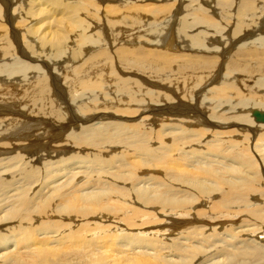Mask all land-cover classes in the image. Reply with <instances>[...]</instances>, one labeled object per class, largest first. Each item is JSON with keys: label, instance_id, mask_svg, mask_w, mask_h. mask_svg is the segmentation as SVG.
<instances>
[{"label": "bare ground", "instance_id": "obj_1", "mask_svg": "<svg viewBox=\"0 0 264 264\" xmlns=\"http://www.w3.org/2000/svg\"><path fill=\"white\" fill-rule=\"evenodd\" d=\"M102 1L0 0V264H264V0Z\"/></svg>", "mask_w": 264, "mask_h": 264}, {"label": "rangeland", "instance_id": "obj_2", "mask_svg": "<svg viewBox=\"0 0 264 264\" xmlns=\"http://www.w3.org/2000/svg\"><path fill=\"white\" fill-rule=\"evenodd\" d=\"M138 1H140V0H111V2H110V0H105V1H102L101 3L102 4H104V5H106V4H112V6H114L115 4H118L119 6H123V5H125L124 3H126V4H129V2L130 3H139V4H142V3H147L148 2V4H150V6H153V5H155V6H157V5H165L166 3H178L177 5L179 6H182L183 8H182V10H180V12H179V15H177L179 18H180V20H181V18H183L184 16H185V14H186V12H187V7L189 6V5H193V6H198V5H200V6H202V4L200 3V4H198L196 1L194 2V4H192V2H191V0H173L172 2H171V0L169 1V0H144V1H140V2H138ZM180 1V2H179ZM203 1V0H202ZM205 1V0H204ZM232 2H233V0H231ZM238 2L239 1H244V0H237ZM124 2V3H123ZM206 3H209L211 6V8H213L214 10H215V6H216V8H217V3H218V0H208V2L207 1H205ZM122 3V4H121ZM183 3V4H182ZM253 3H255V1L253 0ZM264 3V2H263ZM16 7V6H15ZM184 7H186L185 9H184ZM254 7V6H253ZM190 8V7H189ZM188 8V9H189ZM15 9V8H14ZM218 9V8H217ZM254 9V8H253ZM255 9H258L257 8V6H255ZM182 12V13H181ZM18 15H20V14H18ZM175 17V19L173 20L174 22H172L171 23V27H172V25H173V27L171 28L170 27V32H169V37L171 38L170 40H169V42H168V36L167 35H165L166 33V28L164 27V23H167V21L166 22H163V27L162 26H158L157 25V27L156 26H154V25H152V26H147V23H145V25L146 26H144V25H142L141 27H143L144 26V28H141V29H139V31H141V32H137L138 33V35L140 34V36H139V39L140 40H138L139 42H137V38H138V35L136 36V34L135 33H133L134 34V36H136L134 39H135V41L137 42V43H134V45L135 46H137V45H139V43L141 42H144V43H142L144 46H147L148 47V45L150 44V43H161L162 45L164 44V45H166V47H168L170 44H172L173 43V39L174 38H176V43H178V47L180 46L181 47V45L183 46L184 44H186L187 43V41L186 40H184V38L181 40V38L179 39V37L176 35L177 34V32H176V30H174V28L176 29L177 27H179L180 26V20L178 19V17ZM169 16H167L166 18H168ZM19 17H17V19H18ZM169 19V18H168ZM167 19V20H168ZM241 19H245V21H247V19L246 18H244V17H240V18H238V19H235V20H233L231 23L230 22H228V24H227V26H226V24H224L220 29H228V28H231V32H232V29H233V33L232 34H234V30L236 31V32H239V30H237V29H240L241 27H240V23H241ZM177 20V21H176ZM226 20H228V18L227 17H222L221 16V22L220 23H226ZM249 20V19H248ZM240 21V22H239ZM129 22V21H128ZM147 22H149V21H147ZM151 22V21H150ZM177 22H179V23H177ZM94 24L93 25H95L96 23H95V21L93 22ZM174 23H176V27H174L175 26V24ZM246 23H248V22H246ZM102 24H104V22L102 23ZM104 25H106V23L104 24ZM107 26V25H106ZM220 26V25H219ZM148 27V28H147ZM150 27V28H149ZM155 27H156V29H157V31L159 32H157L156 30H155ZM108 26L106 27V29L108 30ZM127 28V27H126ZM162 28V30L164 31L165 30V32H163V31H161L160 29ZM125 29V27L123 28V30ZM144 29V30H143ZM145 29H147V30H145ZM153 29V30H152ZM93 30H94V28H93ZM152 30V32H150V31ZM202 29L201 28H195V30L193 29V30H191V31H189V35H193V33L195 34V35H197V33L199 34L200 33V31H201ZM203 30H205V29H203ZM95 31V30H94ZM93 31V32H94ZM144 31H146L147 32V34L146 33H144ZM229 31V32H230ZM149 32V33H148ZM202 32V31H201ZM209 33L211 32V33H213L212 32V30H209L208 31ZM142 33H143V36H142ZM156 33V34H155ZM164 33V34H163ZM171 33L173 34V37H172V35H171ZM191 33V34H190ZM258 33V32H257ZM150 34V35H149ZM154 34V35H153ZM159 34V35H158ZM258 34H260V33H258ZM110 34H108V36H109ZM162 35V36H161ZM165 35V36H164ZM219 36H217V35H215L216 37H214V38H217V39H219L221 42H222V46L224 45V40H227V39H225V38H223L222 37V35H220V34H218ZM255 35H256V33H255ZM107 36V37H108ZM131 37V36H130ZM132 37H133V35H132ZM143 37H146V38H148V39H145V38H143ZM153 37V38H152ZM167 37V38H166ZM142 38V39H141ZM165 38V39H164ZM178 38V39H177ZM231 39H232V37H230ZM258 38V36H255L254 38H252V39H248V41H246V40H243V42L241 41V43L240 42H238V44H236V46L234 47V48H232V53H234L235 51H237V49H238V47L241 45L242 46V44H246V42H250L251 43V41H253V40H255V39H257ZM164 41H163V40ZM181 42H180V41ZM211 40H214L213 38H211ZM229 40V39H228ZM108 41L110 42V46H111V49H112V52L111 51H109L111 54H113V52L115 51V49L114 48H118L119 47V45H121L120 43H118L117 45L115 44V45H113V43H115V41H113V38H112V36H110L109 38H108ZM186 41V42H185ZM233 41V40H232ZM170 42H172V43H170ZM189 42V41H188ZM168 43H169V45H168ZM161 44H159V45H161ZM109 45V44H108ZM175 45V44H174ZM215 46V45H214ZM217 47H216V50H217V48H218V50L219 49H221L222 48V46H220L219 47V45H216ZM226 46V45H225ZM113 47V48H112ZM163 47H165V46H160V48H163ZM109 49V48H108ZM114 50V51H113ZM214 53H216V52H214ZM230 58V57H229ZM229 58L227 57L226 58V61L228 62V60H229ZM226 61H225V63H226ZM0 63H3V64H5V62H1L0 61ZM33 64H38V62H33ZM52 67V66H51ZM60 72H62L61 71V68L60 69H58ZM58 70L56 71V69H55V71L56 72H58ZM53 72H54V69H53ZM123 74H125L124 75V77H126V75L128 76V74L127 73H123ZM225 76H226V73H224V76L222 75V83H223V80H224V78H225ZM250 82V81H249ZM62 83H63V81H62ZM213 86V85H212ZM211 86V87H212ZM175 88L177 87V85H175L174 86ZM210 88V87H209ZM208 90V89H207ZM205 92V91H204ZM111 94V93H110ZM235 103H237L236 101H235ZM229 107V106H228ZM212 108V107H211ZM219 110H221V108L219 109ZM219 110H217V111H219ZM224 111V110H223ZM245 114V113H244ZM100 115H103V114H100ZM211 114H210V112L208 113V114H206V117L208 118L209 116H210ZM141 116H142V118L143 117H146L147 115L145 114V116L143 115V113H142V115H141V113H139L138 114V116H134L133 118H135V120H137L138 122H140L141 120L140 119H142L141 118ZM132 119V118H131ZM42 120V119H41ZM140 120V121H139ZM136 121V122H137ZM94 123H96L97 121H93ZM163 122V120H160V121H158V123L159 124H161ZM92 123V122H91ZM91 123H87L86 125H90ZM93 124V123H92ZM78 126V125H77ZM185 126H187L188 128H190V130H193V129H197V127L196 126H194V125H192V124H187V125H185ZM201 128H208L209 130H212V128H209V127H206V126H200ZM77 128H80V127H76V131H79ZM160 129H162V126L159 128V129H157V130H160ZM178 129H173V130H168V131H166L165 133H168V132H174L175 134L176 133H179L180 131H177ZM226 130H228V131H231V130H234L233 128H230V129H226ZM221 131V129L219 128H214L213 129V135L210 133V135L208 136V139H206L207 141H209V142H212V141H215V139L217 138L216 136H215V134H217L216 132H220ZM236 134H238L237 136H236ZM230 136H233V134H231ZM244 136H246V133H243L242 131H239L238 133H235L234 134V136H233V138L234 139H237V140H243V138H244ZM254 139V138H253ZM255 143H256V140H254L253 141V147H254V145H255ZM155 147H159V144L157 143V145L155 146ZM204 147V146H203ZM203 147H198V148H196V149H201V151L202 150H204V149H206V148H203ZM7 150H9V148H7ZM77 151V150H76ZM76 151H74V152H76ZM85 152H90V149H86V150H84ZM70 153H72V151L70 152ZM14 156V153L13 154H11V153H7V155H4V156ZM252 155H255V154H253L252 153ZM251 156V155H250ZM64 158H66V157H64ZM251 158H252V156H251ZM45 159V158H44ZM47 159V158H46ZM58 158H54L53 160H57ZM48 160V159H47ZM6 162H7V160H5ZM42 161H43V159H42ZM41 161V163L40 164H42L43 162ZM221 161V160H220ZM12 163V162H11ZM39 164V163H38ZM4 170V169H3ZM253 172L254 171H250V173H249V175L250 176H253ZM252 173V174H251ZM161 176H162V174H160ZM141 210H143V211H145L146 209H141ZM148 217V216H147ZM146 218V217H145ZM154 218V217H153ZM158 220H160V219H158ZM155 221V218H154V220L152 219L151 220V222H154ZM150 222V223H151ZM148 223L147 225H149V228H152V226H155V224L157 223V220H156V223L154 222V223ZM234 227H238L237 226V224H236V226H231V227H229V228H234ZM228 228V229H229ZM221 230V229H220ZM219 230V231H220ZM264 233H261V235H262V239H263V241H264V235H263ZM257 238H258V236H257ZM252 239H254V234H251L250 235V238L248 239V240H250V241H252ZM224 240V239H223ZM222 240V241H223ZM225 240L227 241V242H224L223 244H221L222 245V247L223 246H228L230 243H232V239H230L229 237H226L225 238ZM261 241V240H260ZM239 243V244H238ZM237 245L238 246H241L242 245V243H241V241H238L237 242ZM231 249V248H230ZM168 258H170V256L168 257ZM171 259H174V260H176V261H181L182 259L180 258V259H177L176 257H171Z\"/></svg>", "mask_w": 264, "mask_h": 264}, {"label": "water", "instance_id": "obj_3", "mask_svg": "<svg viewBox=\"0 0 264 264\" xmlns=\"http://www.w3.org/2000/svg\"><path fill=\"white\" fill-rule=\"evenodd\" d=\"M254 117L256 118V121L258 122H264V112L255 111Z\"/></svg>", "mask_w": 264, "mask_h": 264}]
</instances>
